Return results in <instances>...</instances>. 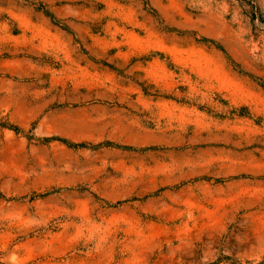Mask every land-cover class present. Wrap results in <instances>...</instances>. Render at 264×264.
I'll return each mask as SVG.
<instances>
[{
	"label": "rangeland",
	"instance_id": "obj_1",
	"mask_svg": "<svg viewBox=\"0 0 264 264\" xmlns=\"http://www.w3.org/2000/svg\"><path fill=\"white\" fill-rule=\"evenodd\" d=\"M0 264H264V0H0Z\"/></svg>",
	"mask_w": 264,
	"mask_h": 264
}]
</instances>
